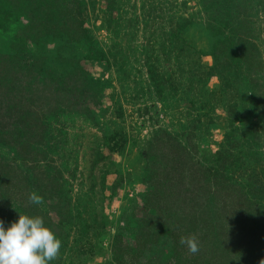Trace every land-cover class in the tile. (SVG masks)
Wrapping results in <instances>:
<instances>
[{
  "label": "rangeland",
  "instance_id": "1",
  "mask_svg": "<svg viewBox=\"0 0 264 264\" xmlns=\"http://www.w3.org/2000/svg\"><path fill=\"white\" fill-rule=\"evenodd\" d=\"M215 1L0 0V105L27 81L44 129L0 142V220L41 216L51 264H264V219L255 238L221 229L230 186L264 176V0Z\"/></svg>",
  "mask_w": 264,
  "mask_h": 264
},
{
  "label": "trees",
  "instance_id": "2",
  "mask_svg": "<svg viewBox=\"0 0 264 264\" xmlns=\"http://www.w3.org/2000/svg\"><path fill=\"white\" fill-rule=\"evenodd\" d=\"M227 4H230V0H216L215 4H213L211 8L215 7L219 11L224 12L225 11V6ZM212 10V9H211ZM220 14V13H219ZM228 24H230L229 19H225L224 26L226 27ZM210 30L214 32L215 28L211 27ZM4 69L6 70L5 72L11 73V71L17 72L16 70H12V67L9 65H5ZM17 69V68H16ZM0 72L3 74L4 71L0 69ZM3 77H0V93L1 92H9L12 94L10 97V100L13 98V93L14 91L13 86H10L12 84L11 81H2ZM9 80V78H8ZM26 83L22 86L18 87V90L20 93L14 94V97L16 98L14 102L11 101H6L5 103L0 105V108L4 107V111H0V142L4 144H9L12 136V131H16V129L19 128H25L29 126L28 124H31L34 127H37L39 129V132L43 129V126L41 124V116L40 115H28V113H31L33 110H35V106H31V103L33 102V97L34 94H30V88L29 83L25 81ZM1 85H5L4 87H1ZM18 86V85H16ZM28 95V96H27ZM44 100L41 101H46V97H42ZM14 99V98H13ZM34 107V108H33ZM22 111H25L26 114H21ZM35 120V121H34ZM34 121V123H33ZM2 132H4L7 136H2ZM39 134V133H38ZM37 134V136H38ZM32 136V134H31ZM178 146V145H177ZM186 153H184L180 147L179 151L174 150V156H175V162L176 164L180 163V160L183 162V155L185 156ZM181 155V156H180ZM180 156V157H179ZM186 158V156H185ZM6 164L5 162H1L0 167L4 168ZM183 166H186V164H182ZM188 166V165H187ZM8 170L7 172L9 173V178L10 180L15 179L16 177L13 176V169L14 166L8 165ZM188 171L190 172V175L194 176L193 178L197 177L198 179L201 177L200 172H205L211 174V172H214L215 175H217V171L215 170V167H198L196 163L191 161V163L188 166ZM18 169V168H17ZM184 171V169L182 170ZM5 172V171H4ZM259 174V173H258ZM165 177V176H164ZM4 176L0 179V199L3 200V198L6 201L12 200L6 193V187L10 185V181H5L3 185L1 186V182L3 181ZM16 180V179H15ZM170 181H173V177L170 179ZM156 182V183H155ZM153 186H157V181H155ZM18 183V182H17ZM171 182V184H173ZM180 183H183L180 181ZM19 186V185H18ZM234 185L230 186V191L233 194H230L231 197V202L230 203H224L225 210L229 207L238 209L235 211V215L228 216L226 217L227 225H223L222 228H224L223 235H227L228 239H238L245 237L244 234H246V239L247 237L250 238L251 236L255 238L256 233L254 230L256 229L257 226H260V221L264 219V205H262L261 201L264 199V176H260L257 174L252 175L251 179L247 181V183L240 184L236 186L235 188L233 187ZM227 191V192H228ZM22 199V198H21ZM17 199V200H21ZM16 201V200H13ZM183 232H170L169 235L173 238L174 242L177 243V240L179 239V234ZM245 239V238H244ZM248 247H251L250 250H248V254L250 253L252 256L253 255H258V246L256 248V245H253V242L251 241L246 243ZM175 253H177L176 248H174Z\"/></svg>",
  "mask_w": 264,
  "mask_h": 264
},
{
  "label": "clouds",
  "instance_id": "3",
  "mask_svg": "<svg viewBox=\"0 0 264 264\" xmlns=\"http://www.w3.org/2000/svg\"><path fill=\"white\" fill-rule=\"evenodd\" d=\"M34 205L43 203L36 193L29 194ZM188 250L195 254L199 251L194 237L182 239ZM62 241L45 225L41 216L19 214L18 219L5 227L0 220V264H51L60 254Z\"/></svg>",
  "mask_w": 264,
  "mask_h": 264
}]
</instances>
